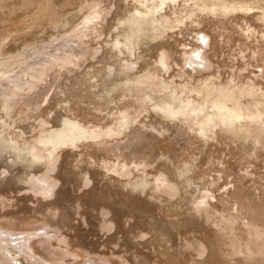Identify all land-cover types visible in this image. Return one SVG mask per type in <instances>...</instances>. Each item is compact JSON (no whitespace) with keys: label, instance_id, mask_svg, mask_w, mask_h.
I'll list each match as a JSON object with an SVG mask.
<instances>
[{"label":"rangeland","instance_id":"374dc122","mask_svg":"<svg viewBox=\"0 0 264 264\" xmlns=\"http://www.w3.org/2000/svg\"><path fill=\"white\" fill-rule=\"evenodd\" d=\"M155 5L0 0V134L24 148L63 119L101 131L58 149L49 198L21 179L42 164L0 155V232L15 235L0 264H32L27 237L36 264H264V0ZM206 78L254 87L241 101L260 116L201 132L162 109L173 88L210 105Z\"/></svg>","mask_w":264,"mask_h":264},{"label":"bare ground","instance_id":"6f19581e","mask_svg":"<svg viewBox=\"0 0 264 264\" xmlns=\"http://www.w3.org/2000/svg\"><path fill=\"white\" fill-rule=\"evenodd\" d=\"M138 1L142 6L146 8L145 12H148L153 9H154L153 12H155V10L158 9V6L155 5V1H159L160 7L162 6V3L165 2V0H138ZM145 12L144 11L140 12L138 10L135 11V13L141 15H145L146 14ZM205 36L206 35H204L203 37ZM202 54H203L202 50L194 49L192 50V52L189 53V55L184 57V59L193 66H204L205 60L207 58H205L204 60V58H202ZM166 61L167 60L164 51L160 52L158 63H160L164 67V69L167 70L168 64ZM166 83L161 82V85L164 87V89L168 88V85ZM204 83L208 91L207 93L209 97H212L209 99L211 101L210 105H208L209 103L207 100H204L203 102H198L189 97L182 98L181 94L180 96L176 95L178 92L176 93V88H173L172 90H170L171 92L170 94L171 96H173V98L170 101L165 102L162 105V109L167 110L169 113L182 112L184 114H187L188 116L190 115L192 116V114L194 116L196 115L197 117L201 116L202 119H199L201 120L200 122L201 132H204L205 128L208 126L212 127L211 124L213 123L214 125H220V126L223 125L225 127H230L231 129L232 127L235 128V126L238 123H241V121H244L245 118H249L251 120L252 117L256 119L260 116V110L256 107V104L258 103L257 101H254L253 110L252 108L249 107L248 103L245 104L242 102L243 100L241 101V98L245 94L250 96L251 99L254 97V93H255L254 87H247V86L239 87V85L233 87V85L226 86L220 84L215 85L216 83L215 84L211 83L209 78H206L204 80ZM174 102H178V103L180 102V104L177 106L178 109L176 108V110H174L173 108ZM250 102H252V100ZM39 132L40 133L38 137L35 139V143H31L28 145V147H24V148L15 145L16 144L14 143L15 140L13 141L12 139H9L10 137L7 138L4 134L1 135L2 134L1 133L0 155H2V153L6 151L13 152L16 157L15 160L11 158L10 163L14 164L19 162L24 166V168L26 167L31 168L34 165L42 164L45 167L44 171H41L39 174L33 173L29 179L27 178L25 179L23 177L21 178V176L20 178L28 183H31L33 187H35L41 195L46 197L48 196L49 198L54 195L57 186V181L52 176V173L53 170L56 168V162L58 160V149L65 145H74L75 141L85 139V137L87 138L99 137L101 135V131H95L92 129L89 130L78 121L72 119H63L61 127L52 128V130L50 131L49 129H45L43 125L41 131ZM160 181L162 186L165 187L170 186L172 189L176 188V185H172L170 181L164 176L161 177ZM203 202L207 204L206 200H203ZM1 234L2 233L0 232V235ZM14 236H15L14 234H10V237L9 234L8 236L2 234V236H0V245H2V242H4L5 246L4 245L2 246L6 249H9V247L11 246L10 243ZM22 240L24 241L23 245H20L18 243L17 244L21 246V250L22 253H24L25 259H28L32 264H34L36 260V259L34 260V258L36 256L33 257V255H31L32 253L29 252L28 248H30L29 247L30 245L27 248L28 241L30 240V238L29 237L22 238ZM18 241L19 240H14L13 243ZM2 246H0V248H2Z\"/></svg>","mask_w":264,"mask_h":264}]
</instances>
